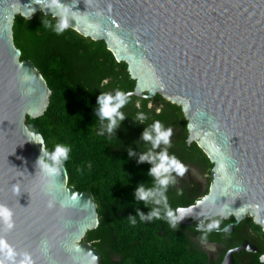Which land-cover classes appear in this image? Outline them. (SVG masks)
<instances>
[{
    "label": "water",
    "instance_id": "obj_1",
    "mask_svg": "<svg viewBox=\"0 0 264 264\" xmlns=\"http://www.w3.org/2000/svg\"><path fill=\"white\" fill-rule=\"evenodd\" d=\"M38 8L57 20L67 12L69 27L102 38L125 63L131 94L159 92L179 106L185 142L212 163L206 191L177 207L178 222L202 229L211 216L233 217L220 226L227 232L248 215L264 232V0H0V205L12 213L10 227L0 218L2 264H100L83 238L99 221L91 191L68 184L63 165L56 176L37 167L46 147L25 123L51 89L19 57L12 21ZM242 247L258 251L243 238L218 264Z\"/></svg>",
    "mask_w": 264,
    "mask_h": 264
},
{
    "label": "trees",
    "instance_id": "obj_2",
    "mask_svg": "<svg viewBox=\"0 0 264 264\" xmlns=\"http://www.w3.org/2000/svg\"><path fill=\"white\" fill-rule=\"evenodd\" d=\"M57 22L39 8L29 17L18 13L13 17V38L19 57H28L51 89L44 111L25 116V123L41 132L47 152L54 151L57 144L69 147V157L63 162L67 183L76 189L90 190L97 206L99 221L85 231L83 238L98 248L100 264H218L223 253L239 244L241 237L220 228L200 231L205 239L224 241L216 258L208 261L205 251L186 232L193 229L192 225L177 221L173 227L164 218L166 207L175 213L177 206L193 202L206 190L208 179L199 193L194 188L181 191L170 183L165 193L166 205L153 202L146 206L135 197L138 184L153 186L148 175L152 165L139 161V156L151 149V142L143 140L142 133L154 121L172 128L169 155L179 161H195L203 173L209 171L212 162L203 150L194 141L185 142V120L179 106L156 92L155 99L161 103L155 110L154 104H148L150 97L131 94L121 109L125 118L109 133L107 121L96 116L97 97L115 90L129 92L133 79L128 76L125 63L113 58L102 38L84 36L71 27L57 34ZM141 115L146 117L142 123L138 119ZM153 208L161 212V217L142 221L139 213L147 217ZM130 216L135 217V225ZM228 220L233 217L214 215L207 222H220L219 226ZM245 223L250 229L245 237L258 251L243 247L232 251L230 264H238L241 259L247 264H264L258 259L259 251H264V232L248 215L235 227Z\"/></svg>",
    "mask_w": 264,
    "mask_h": 264
},
{
    "label": "clouds",
    "instance_id": "obj_3",
    "mask_svg": "<svg viewBox=\"0 0 264 264\" xmlns=\"http://www.w3.org/2000/svg\"><path fill=\"white\" fill-rule=\"evenodd\" d=\"M53 5H57V0H51ZM69 27V19L67 12L60 14V19L58 20L55 31L57 34L63 33ZM131 96L130 92H124L121 90H115L114 93H101L97 97L96 105V116L99 117L101 121H107V131L112 133V130L118 126V122L125 118L121 109L129 102V97ZM139 121L142 123L146 117L141 115L138 117ZM171 136L172 128H165L160 121H154L150 127L146 128L142 133V138L146 142H151V149L143 152L139 156V161H147L152 167L148 170V175L153 180V186L146 188L144 184H138L135 190V197L138 201H143L147 206L149 203H164L167 204L166 189L169 184L175 183V178L173 173L178 176H183L187 171L186 166L180 162L174 155H169L167 149L171 146ZM39 143L43 144L42 138H39ZM161 145L164 147L161 148ZM160 147L159 152H154L156 148ZM70 149L67 146L57 144L54 148V151L51 153L45 151L43 156L39 157L36 161L37 167L47 176H56L59 175L63 162L68 159ZM133 153L130 151L129 155ZM47 161H51L49 164ZM147 189V190H146ZM180 212V217L184 216V209H178ZM140 219H151L152 217H161V212L153 208L145 217L143 213H139ZM12 216L11 211L0 205V218L8 223L10 227V218ZM164 218H166L170 224L175 227L178 217L175 213L169 208H165ZM130 222L135 225V217L130 216ZM209 229L218 227V223H211L208 225ZM260 260L264 261V255L260 256ZM2 264V262H0Z\"/></svg>",
    "mask_w": 264,
    "mask_h": 264
},
{
    "label": "flooded vegetation",
    "instance_id": "obj_4",
    "mask_svg": "<svg viewBox=\"0 0 264 264\" xmlns=\"http://www.w3.org/2000/svg\"><path fill=\"white\" fill-rule=\"evenodd\" d=\"M154 105H155V107L157 106L156 104H154ZM158 106L160 107V105H158ZM157 109L158 108H156L155 110H157ZM154 152H157V151H154ZM180 162H182L186 166L187 171L185 172V174L182 177L176 175L175 173L172 174L173 177L175 178V183H174L175 188H178L181 191H186V192H189L192 188L196 189V192H198V193L203 191V189L205 188V181H206L205 173L209 174V171L203 173V171H201V168L199 167V165H197V163L195 161L193 162V161L181 160ZM200 195L201 194H199L198 196H200ZM196 198H197V196H196ZM177 207H176V209H177ZM175 215H176V210H175ZM229 218H225V219H229ZM207 221H208V219L206 220L207 224H211V223H208ZM228 221H230V220H228ZM240 221L238 223L234 224L233 228L231 230L227 231V233H231L234 237L239 236V237H241V240H242L243 238L246 239L245 236H247V234L248 235L250 234V229L246 225V223L240 224L239 226L235 227V225L239 224ZM227 222H225L224 224H226ZM218 223H220V222H218ZM194 224H195V222H193V224H188V225H192L193 229L192 230L186 229V232L188 234L192 235V238L195 239V240H193L195 245H199L205 251L206 259L208 261H211L212 259L214 260L216 258V256L219 254L220 248L224 246V241L219 242L218 240H215V239H205L204 237H201V235H203V233L201 234L200 231L204 230L207 227L202 228V229H197L194 227ZM222 224H220L216 228H220V226ZM216 228H211V229H216ZM241 240L239 242H241ZM237 263L238 264H247L245 259H241Z\"/></svg>",
    "mask_w": 264,
    "mask_h": 264
},
{
    "label": "rangeland",
    "instance_id": "obj_5",
    "mask_svg": "<svg viewBox=\"0 0 264 264\" xmlns=\"http://www.w3.org/2000/svg\"><path fill=\"white\" fill-rule=\"evenodd\" d=\"M155 95H156V93L150 97V99H149V103H148V104H156V105H157L156 108L159 109V106H158V105H159L161 102L159 101L158 98L155 99V98H156ZM205 177H206V179L209 180L210 175H209L208 173H205Z\"/></svg>",
    "mask_w": 264,
    "mask_h": 264
}]
</instances>
